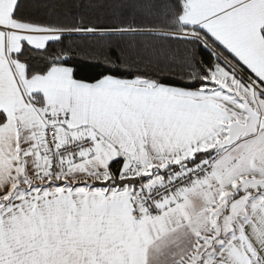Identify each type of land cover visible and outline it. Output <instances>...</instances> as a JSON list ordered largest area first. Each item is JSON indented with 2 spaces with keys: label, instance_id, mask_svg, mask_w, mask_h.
Masks as SVG:
<instances>
[{
  "label": "snow or ice",
  "instance_id": "snow-or-ice-1",
  "mask_svg": "<svg viewBox=\"0 0 264 264\" xmlns=\"http://www.w3.org/2000/svg\"><path fill=\"white\" fill-rule=\"evenodd\" d=\"M0 264H264V0H0Z\"/></svg>",
  "mask_w": 264,
  "mask_h": 264
}]
</instances>
